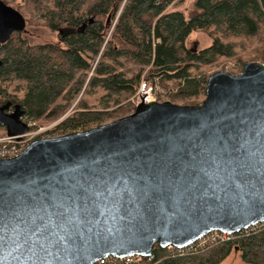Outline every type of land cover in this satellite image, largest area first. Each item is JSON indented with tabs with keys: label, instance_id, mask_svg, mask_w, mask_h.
<instances>
[{
	"label": "water",
	"instance_id": "1",
	"mask_svg": "<svg viewBox=\"0 0 264 264\" xmlns=\"http://www.w3.org/2000/svg\"><path fill=\"white\" fill-rule=\"evenodd\" d=\"M24 27L0 1V44ZM8 107L0 128L25 133L23 112ZM0 209V264L149 261L153 246L264 223V67L209 75L199 105L140 101L112 122L34 139L0 159Z\"/></svg>",
	"mask_w": 264,
	"mask_h": 264
},
{
	"label": "trees",
	"instance_id": "2",
	"mask_svg": "<svg viewBox=\"0 0 264 264\" xmlns=\"http://www.w3.org/2000/svg\"><path fill=\"white\" fill-rule=\"evenodd\" d=\"M0 1L58 38L29 45L12 33L0 44V105H18L32 129L55 123L49 132L59 135L129 115L141 82L199 105L209 69L231 62L240 71L252 39L264 55V0H194L187 14L171 10L181 0ZM193 32L209 46L189 49ZM231 251L242 264H264V223L187 251L153 246L150 260L139 261L220 264Z\"/></svg>",
	"mask_w": 264,
	"mask_h": 264
},
{
	"label": "rangeland",
	"instance_id": "3",
	"mask_svg": "<svg viewBox=\"0 0 264 264\" xmlns=\"http://www.w3.org/2000/svg\"><path fill=\"white\" fill-rule=\"evenodd\" d=\"M193 1L194 0H181V2L178 5L174 6L171 10H179V11L183 12L184 14H187L188 11L190 10V7H191V4ZM20 38L25 40L29 45L55 44L58 42V38H57V35L55 33L49 32L44 27L36 26V25H32V24L29 25L28 23H25L24 31L20 34ZM209 44H210V40L203 33H200V32L190 33L187 40H186V46L189 49H194V50L206 48L207 46H209ZM246 47H247L246 50L244 52H242V54H241L243 56L244 61H246L247 63L258 62L259 64H261V62H264V55L261 58V56L259 54H257V52L255 51L256 49L263 47L261 42H258L257 40L252 39V40H250V42L248 41L246 43ZM263 53H264V48H263ZM220 65H218L217 67H213V68L209 69L207 73L209 75H211L215 72H225V73H228L230 75H237L241 71V70L240 71L236 70L234 68L233 63H231V62L223 64L222 67H219ZM156 93L158 95L157 97H156V94L154 95V102H156V103H161V102L167 101V102H170V103L178 105V106L189 105V101L183 100V99H174V100L169 101L168 99L163 97V93L160 92L159 89L156 90ZM134 95L130 99L133 106L140 103V101H139V103L136 102ZM202 100L203 99H201V101ZM201 101H200V103H201ZM190 106H192V105H190ZM54 124L55 123L49 124L46 126H38L36 128H40L42 131L39 130L37 135H34V134H31V135L33 137L35 136L34 137L35 139L54 138V137L61 136V135H59L58 132H49V131H51ZM30 127H31V125H30ZM30 127H29L28 131L35 132V131H33V129H36V128L32 129ZM44 129H45V132H44ZM42 132H44V134H42ZM4 135H5L4 130L2 128H0V137H2V136L4 137ZM220 264H242V263L240 262L238 253L235 251H231L230 254Z\"/></svg>",
	"mask_w": 264,
	"mask_h": 264
},
{
	"label": "built area",
	"instance_id": "4",
	"mask_svg": "<svg viewBox=\"0 0 264 264\" xmlns=\"http://www.w3.org/2000/svg\"><path fill=\"white\" fill-rule=\"evenodd\" d=\"M261 64L264 67V62H261ZM156 90H157L156 86H154L153 88L147 87L144 82H141L139 88L137 89L134 95V98L137 103H139V101L143 103L154 102V95L156 94ZM25 124L27 126V131L25 133L15 137H7L6 135H4V137L3 136L0 137V159H11L17 157L25 149V147L35 139L34 138L35 136L33 137L31 134L37 135L39 130H41L40 128H36L33 129V131H35L36 133L30 132L28 131L30 124L28 123ZM44 132H42V134H44ZM229 236L231 235H227L219 232H210L205 236L200 237L194 243L188 245L187 247L177 250L187 251L192 249L193 245L201 246L206 244L208 241H214L217 238L224 239ZM139 258L140 257L138 256H130L124 258L107 256L105 258L96 261L94 264H140Z\"/></svg>",
	"mask_w": 264,
	"mask_h": 264
},
{
	"label": "snow or ice",
	"instance_id": "5",
	"mask_svg": "<svg viewBox=\"0 0 264 264\" xmlns=\"http://www.w3.org/2000/svg\"><path fill=\"white\" fill-rule=\"evenodd\" d=\"M3 217H4V211L2 210V209H0V230H2L3 229V223H2V221H3ZM39 231V230H38ZM50 243H53L54 245L55 244H61L62 245V241H60V240H56V241H49ZM44 264H49V262H44Z\"/></svg>",
	"mask_w": 264,
	"mask_h": 264
},
{
	"label": "flooded vegetation",
	"instance_id": "6",
	"mask_svg": "<svg viewBox=\"0 0 264 264\" xmlns=\"http://www.w3.org/2000/svg\"><path fill=\"white\" fill-rule=\"evenodd\" d=\"M5 103H7V102H5ZM2 104H4V103H2ZM15 105H11L10 103H9V107H8V109L6 110V113H10L12 110H13V107H14Z\"/></svg>",
	"mask_w": 264,
	"mask_h": 264
}]
</instances>
